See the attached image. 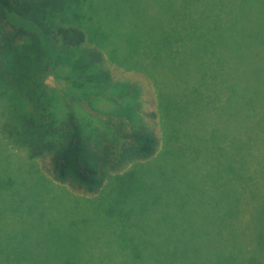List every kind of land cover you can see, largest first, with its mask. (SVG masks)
Returning a JSON list of instances; mask_svg holds the SVG:
<instances>
[{
  "label": "rangeland",
  "instance_id": "374dc122",
  "mask_svg": "<svg viewBox=\"0 0 264 264\" xmlns=\"http://www.w3.org/2000/svg\"><path fill=\"white\" fill-rule=\"evenodd\" d=\"M18 1L56 58L46 69L35 29L0 26V264H164L168 248L229 229L231 202L247 196L232 195L245 167L238 39L226 19L179 9L264 0ZM66 28L85 34L77 51ZM70 117L94 152L107 146L115 158L138 130L157 136V150L105 166L102 187L86 194L52 177L49 152L32 156L21 142L28 119L51 126L53 140Z\"/></svg>",
  "mask_w": 264,
  "mask_h": 264
},
{
  "label": "trees",
  "instance_id": "16d2710c",
  "mask_svg": "<svg viewBox=\"0 0 264 264\" xmlns=\"http://www.w3.org/2000/svg\"><path fill=\"white\" fill-rule=\"evenodd\" d=\"M23 11L18 0H0V26L22 23L21 27L24 25L25 28L38 31L40 42L47 52L46 69L53 68L56 55L52 43L43 39L44 32H40L36 21L26 18L28 15H23ZM179 14L198 21L226 19L230 35L238 39L236 56L243 61L245 97V167L241 174V190L238 187V176L232 175V195L247 196L231 202L226 214L231 217L229 229L223 233L208 231L206 235H211L212 239L207 244H183L168 248L164 264H264V197H250L264 195V3L184 6L179 9ZM167 15L173 16L174 9H169ZM59 32L64 40L68 34L72 35L73 41L67 43L71 51H77L85 40L84 32L76 28L59 29ZM23 34V31L12 34V41L16 42ZM9 48L13 52L16 46L11 44ZM90 55L93 63L100 61L98 54L91 52ZM23 127L25 137H22L24 140L21 142L27 148L29 146L31 155L39 156L49 152L52 177L86 194H95L102 187L105 166L114 170L130 160L151 158L159 144L153 132L134 131L126 135L128 141L112 158L107 146L102 153L89 148L88 138L84 135L79 120L73 117L65 123L59 139L45 138L47 134L55 133L52 127L36 125L32 119H28ZM238 201L241 202L237 204Z\"/></svg>",
  "mask_w": 264,
  "mask_h": 264
}]
</instances>
